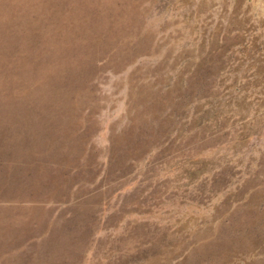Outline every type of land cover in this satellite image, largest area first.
<instances>
[{"label":"rangeland","instance_id":"1","mask_svg":"<svg viewBox=\"0 0 264 264\" xmlns=\"http://www.w3.org/2000/svg\"><path fill=\"white\" fill-rule=\"evenodd\" d=\"M0 264H264V0H0Z\"/></svg>","mask_w":264,"mask_h":264}]
</instances>
